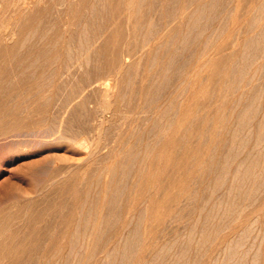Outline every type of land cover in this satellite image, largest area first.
Here are the masks:
<instances>
[{"label":"rangeland","instance_id":"374dc122","mask_svg":"<svg viewBox=\"0 0 264 264\" xmlns=\"http://www.w3.org/2000/svg\"><path fill=\"white\" fill-rule=\"evenodd\" d=\"M15 1L17 3L20 0H6V11L0 16V25H2L0 28L6 26V23H10L11 25L7 24V27L9 26L8 29L11 30L12 28V30L17 34L15 35L17 40L14 42H9L7 40L5 41L2 39L0 40V87H3V89L0 90V132L8 129L10 126H12V124L19 121L20 123L22 122L24 126L21 129L22 131H15V134L11 132L13 134L12 135L10 133L12 135L11 137L9 135L7 136L9 138H0V264H117L120 262L123 264H154L155 261H152L153 257H155L154 259L157 260L156 264H166L168 259L169 260L167 261V264H175L176 260V264L180 262V264H213L214 261H218V264H222L223 262H225L223 264H227V262H229V257H227L228 255L225 249L226 246H224V240L227 241L228 239L227 243H230V241H232L230 238L233 237L234 242L237 238L236 236L239 235L238 232L243 231V229L240 228H246V224L249 226V224L252 222H254V225H256V229L253 231L251 230V236L250 233L247 232L250 239H247L246 248L248 246H252L250 244H253V238L260 231V234L258 233L259 235H257V238H259L256 239L257 242L254 244L256 247L253 248L252 246V252L247 251L248 253H245L246 255H244V260L242 261H245V259L248 258V263L243 262V264H251V260H254L253 255L255 254L257 258L255 264H264V239H262V233L264 232V154H262L261 157L259 155V149H264V147L257 139V130L254 128V132L251 133L250 129L244 131L243 129L246 128L248 122H241L240 120L241 115H244V119L248 120L249 116L251 117L250 111L252 108L249 107V104H251V99L254 101V107H258V105L262 102L264 103V97H262V95H264L262 91L264 90L261 88L264 85V29L259 27L252 28L254 25L249 22L251 20V22H253L254 17H257L260 14L261 11L259 12V4L261 5L262 3L264 6V0H232V4L230 0H220L217 3L218 5L216 4V6L213 7V10L207 12L209 15L212 13L210 18H207L208 14L206 17L204 16L205 14L199 17V25L198 23L197 25H193L192 23L189 24L190 22L187 21V18H189L188 16L190 15L189 12L193 13L197 7L196 6L193 9L195 6L194 3L196 4L198 2L193 0L192 2L191 0H174L175 3L173 0H112L113 4L111 0H105V2L104 0H99L98 3L97 0H90V3L89 0H84V2L82 0H73L74 2H72V0H56L57 3H55V0H51V2H48V0H39L42 3L37 1L38 4H33L30 9L20 11L19 7L16 8L14 6L16 4ZM132 1L134 2L132 3ZM68 2L71 3L69 4ZM199 2L201 4L202 0ZM78 3L80 4V7L78 6ZM122 3L124 5H122ZM129 3L131 5L130 8L133 9L132 11L128 9ZM189 3L192 4L190 5ZM12 4L14 5L12 6ZM68 4L69 9L67 8ZM97 4H100L99 6H102V8L105 9L103 10ZM181 4L183 6H181ZM221 4L224 5L221 6ZM262 5L260 8L263 7ZM114 6L116 9L113 8ZM173 6L176 7L173 8ZM179 6H188L186 10L187 12L185 11L188 13V16H186L187 14L185 12L182 13V20H179L178 22V20H173V16L180 13ZM220 6L223 7V9H221ZM233 6H236L235 9ZM52 8H55L56 10ZM93 8L99 9L94 11L97 15L91 12ZM217 8L220 11H217ZM31 9H34V12L36 11V13H34ZM250 9L257 11L254 12L252 10L251 12ZM52 10H54L53 13H51ZM57 10L61 14L58 15L57 13L58 18L55 19ZM221 10L222 12L225 10L226 11L222 14ZM235 10L236 13H234ZM92 13L95 14L94 18H92L94 16ZM226 13L229 15L228 17ZM255 13H257V15ZM68 14H70V16ZM230 14L234 15L231 17ZM254 14L256 16H254ZM86 15L89 16L86 19L90 20L87 21L85 19ZM234 16H236L234 18L235 20H232L231 18ZM60 17L62 18L59 19ZM69 17L70 19L75 18V22L73 21L74 24L71 29L72 31L66 35L67 33L65 32L64 23L67 20L66 18ZM98 17L100 20L97 19ZM11 18L13 19L12 23ZM202 18H205L207 21L204 19L202 20ZM7 19L10 21L7 22ZM31 19L34 22H32ZM50 19L55 20H53V24H51L52 20L50 22ZM81 19L83 20L82 22H84L82 24L80 23ZM247 20L248 23L246 22ZM85 21H91L92 23L90 22V25V23H85ZM210 21L211 23L209 24ZM167 22H169V28L164 29V26ZM187 22H189L188 25ZM204 22H207L209 25H205ZM78 23L86 26L83 27L79 24L81 27L78 29ZM181 23L183 24L181 25ZM200 23H202L204 26L202 24L200 25ZM55 24H58L57 27H54ZM219 25L221 27L217 28ZM248 25L250 27H248ZM93 26H95V29ZM102 26L105 27V29H102ZM197 26L200 27V29ZM173 27L176 28L173 29ZM201 27L203 29H201ZM231 27L234 29H231ZM51 28L53 31H51ZM183 28L184 30H182ZM245 28H249L250 32ZM47 29L48 31H46ZM166 29L170 31V34H168L169 36H166V38H163L165 39L164 41L161 40L160 42L155 36L158 37L161 31L166 33ZM83 30H85V34ZM190 30H192V34L190 33ZM43 31H45V33ZM76 31L79 32L81 38L89 39L91 43L90 53L93 56L91 57L93 60L90 59L91 61H89V65L86 64V61H79L78 63H76L77 61H72L75 62V66H78L77 69L74 66V63L70 62L69 59L70 57L77 58L78 55L82 54L81 52V54H78L77 51H82L83 46L81 47V50L80 48L78 49L77 46L79 47V45H84L85 47L88 43L84 42L85 40L82 39V44L80 42L81 40H79L81 38H79L80 36H78L79 34L77 35L78 32ZM193 31L195 34L196 32L197 34L200 33L198 38H201L202 36L204 37L201 39L199 38L198 41L200 43L195 41L194 45L191 44L192 40H194L193 37L192 40L189 38H186L187 41L183 39L187 34L188 37H190V34L193 35ZM29 32H31L33 35L34 32L36 33V35H34V39L30 38L33 35ZM47 32L48 35L45 36ZM101 32L104 33V35L102 38H99L98 36L101 34ZM149 32L152 34H150V36H153L152 40L150 43H148L149 45L147 44L144 46L142 43L146 39ZM28 33L30 35H28ZM235 33H240L238 34L239 40H237L238 35ZM82 34H84L85 37H83ZM245 34H247V36ZM251 35L254 37V40L256 39L255 37L257 35L259 38L256 39L257 41L253 40L252 42ZM104 36L109 43L107 41H103ZM249 36L251 37V40L249 39ZM27 38H29L30 41H28ZM72 38L77 40V43H75ZM181 38L184 40V42H181ZM32 39L33 41H31ZM202 39L203 42H201ZM258 39L263 42H260L259 40L260 44H258ZM57 41L59 42V45H57ZM206 42L210 43L209 45L203 47L204 43ZM34 43L35 45L33 47ZM68 43L70 44L69 47H71L74 43L75 46L73 45L72 48L74 47L73 49H77L71 50L76 53V56L74 53H69L70 49L68 47ZM250 43H252V45L255 44L257 48L253 45L255 48L254 49ZM114 44L115 46H112ZM186 44L188 45V48ZM181 45L182 48L184 47L183 49L180 47ZM21 46H23V48ZM104 46H106L107 49ZM214 46L215 48H213ZM49 48L52 50L50 51L52 52V56L50 55V57H53L51 58V62L38 61L39 63L33 62V64H31V60L37 57L40 49L49 50ZM169 48L171 49L170 51ZM178 48L180 50H178ZM66 49L68 51L67 53ZM141 49L147 54L144 52L142 53ZM27 50H29V52ZM92 50L93 52H91ZM202 50L205 51L202 52ZM84 51L86 50H83L82 52ZM167 51H169V53ZM190 51L191 55H189ZM94 52L96 54H94ZM105 52L107 54H105ZM214 52H216V54L217 52L219 53L217 55L215 54L213 59L210 60L211 62L213 61V63L216 61L215 63L217 64L214 65L215 63H212L215 68H217H213L214 71L216 70L215 75L212 73L214 75L213 77L212 74H210L212 70L211 66L213 65H208V67L210 66L209 70L211 69L210 72L207 71L206 67V72H208L206 74L204 71L205 69H202L204 67L203 65L205 64H203V62H206L203 61V59H209L207 57L210 54L214 55ZM125 53L128 55L132 54L134 56L129 57L132 59L131 61L127 62L130 67L127 70L125 69L123 73L118 76V82L120 83H118V85H116L117 88H114V90L111 92L112 95L110 94L111 97L109 96V99L104 96V92L102 93V90L98 89L95 83L88 86L90 84V80H88V78H92L93 75L94 79L92 78V81L99 77H104L108 79L111 78L112 82L115 74V64L121 62L122 56H124ZM173 53H176V55ZM180 53L182 54L180 55ZM65 54H67V57ZM143 54L144 57H142ZM255 54L258 55L257 59L256 56L253 57ZM31 55L34 56L32 57ZM61 55L65 57L60 59V57L62 58ZM135 55L138 57H135ZM112 56L114 57L112 58ZM198 56L200 57V60H198ZM259 56L260 58H258ZM29 57L32 58L28 59ZM139 58L141 60H139ZM247 58L250 60L249 62H247ZM23 59L27 60L25 61ZM201 60L203 62L200 66L202 67L199 66ZM52 61H54V63L58 61L62 64L57 63L56 65V63L54 64ZM65 61L68 66L65 64ZM101 61L102 63L100 65ZM257 61H260V63ZM81 62H83L82 64L85 66V68L87 67L86 70H84V68L83 70L81 69L79 64ZM219 62L221 67L218 65ZM246 62L247 68L243 67ZM250 62L253 63V66ZM34 63L37 64L34 65ZM41 63H43L44 66H42L43 64ZM182 63H185V65L187 64L185 68L181 67V65H184ZM248 63H250L252 69L250 66L248 67ZM32 65L34 67L36 66L38 70H36V68H34ZM65 65L66 67L64 69ZM29 66H32L31 69ZM95 66L98 67L100 73ZM198 66L202 68L201 70L204 72V74L200 68H198ZM56 67H58V70ZM67 67H69V69ZM88 67L90 69L94 67V69L88 70ZM241 68L243 71L246 68V75L241 71ZM49 69H51L52 72L56 70L54 73H50L51 71L48 72V74H52L53 77L52 75L49 76L47 74ZM194 69H197L196 73L194 72ZM20 70L22 71L20 72ZM253 70H256V73ZM34 71L37 72L36 75ZM65 71L68 72L65 73ZM87 71L88 73H86ZM175 71H178L179 73H177L179 75L176 74ZM251 71L255 73V75H253ZM7 72L10 73L8 74ZM84 72L85 75L90 74L91 72L93 75L90 74V77H88V75L86 77ZM250 72L255 77V80H253L254 77L250 74ZM25 73L28 74L27 77L29 79L26 78L24 81L23 76ZM242 73L244 75H242ZM45 74L48 75L47 79ZM199 74L203 75L202 78H206L205 80L207 81H204V79L201 81L202 79ZM6 75L8 77H6ZM43 75L45 76L41 79ZM195 75H199L198 80H196L197 77ZM33 76L37 78L35 79ZM194 76L196 77L195 79ZM32 78L34 79L32 80ZM186 78L188 82H186ZM209 78L214 79H211V82ZM191 79L192 81L189 82ZM20 80L21 82L18 83ZM193 80L195 83H193ZM241 80L246 81L241 82ZM208 81L211 83V88H208L210 84ZM10 82H13L14 84ZM37 82H42L45 85H43L42 90L39 92L36 88ZM258 82H260L262 86ZM48 83L50 88L48 87ZM83 83L87 84L85 86L89 87H87L84 91H82V87L84 85ZM205 83L209 84L206 86ZM241 83H243V86ZM245 83H247V85ZM257 83L260 85L259 89L261 88L262 90L260 93H257L260 95L259 97H256L257 95L254 91H252V93L251 91L247 92L249 89L257 87ZM111 84H113V82ZM237 84H240L241 86H238ZM11 85L12 87H10ZM245 85L247 88H249H245ZM250 85L252 86L250 87ZM179 86L181 87L179 88ZM255 89L256 92L259 90L258 87ZM24 91L25 96H23ZM95 91H97L100 95H98L97 92L95 94ZM37 92L39 94H35ZM182 92L183 97L180 96V94L182 95ZM185 92H189V94H186ZM184 93L186 94V97L184 96ZM197 93H200V96L196 95ZM53 94L55 95L54 98H52ZM29 95H31V98L33 95H35V97L32 100H29ZM252 95L254 97H252ZM197 96L199 98H197ZM49 97H51V99H47ZM179 97L180 99L178 101ZM188 98H190L192 101ZM41 99L43 101L45 99L47 105L38 111V107H35L37 106L36 101ZM182 99L185 101V104L180 105V101H182ZM194 100L197 101L194 102ZM67 101H69L70 104ZM82 101L85 106L82 104ZM98 101H100L101 105L103 103V105L108 106L106 107V109L108 108L105 113L106 117H112L113 119L115 116L112 121L110 120L111 118H107L110 121L107 119L104 120L106 122H103L104 125L102 124L103 126H101V128H98V120L95 121L98 119L97 115H99V110H101L103 106H101ZM107 101L108 105L106 103ZM29 102L34 103L35 105H32ZM51 102L53 104H50ZM192 102H194V104ZM24 103L27 105H24ZM65 103H67V108L63 109L62 106L66 105ZM199 103L204 104L202 106V104L200 105ZM209 103L211 104L209 105ZM68 104L70 107H68ZM97 105H100V109ZM27 106L29 108H27ZM198 106L200 108H198ZM262 106L259 105L258 114L264 113V106ZM91 108L93 109V114ZM95 109L97 110V113H95ZM169 109L171 110L170 112ZM84 110L85 112L83 113ZM116 111L119 112L117 115ZM175 111H179L178 115L180 116H178ZM35 112L39 114H35ZM61 113L63 114L65 121L62 120L63 117L61 116ZM55 114H57V119L60 120L55 119ZM174 114L178 117H176ZM185 115L191 117L189 118ZM207 115H209V117H207ZM32 117L34 119H31ZM71 117H75L73 118L74 120ZM77 118H81V120H78ZM176 118L179 119L177 120ZM183 119H185V122ZM175 120L179 123H176ZM93 121L94 123H92ZM57 122H61V124L63 123L64 126L63 124H56ZM79 122H81V125ZM239 122L241 123L239 131L242 129L243 132L240 131L242 134H239L240 137H236V140L239 139L236 141L233 139L235 136L234 133L236 132L235 129L238 128ZM71 124H73V127ZM55 125L57 127H55ZM48 126L54 127L56 132H51V130L54 129L52 127V129L48 130L50 128ZM102 127L104 128L102 129ZM42 129L43 131H40ZM100 129L101 131L103 130V132H100ZM35 132L41 133L36 134ZM80 132H83L84 135ZM34 133L35 136L32 135ZM245 133L252 135L248 136V139L245 136ZM97 136H100V139L102 138L101 141ZM255 136H257V138ZM243 138H247L245 145L240 147L241 149L238 148L240 152H238V150L234 151V149L239 147V142ZM98 140L100 141V145L98 144ZM96 145L99 146L98 149ZM242 149H244V151ZM93 151L97 154L95 155ZM234 152H237V154ZM92 153L94 156H92ZM262 153H264V150H262ZM234 154L237 156H234ZM233 156L237 161L234 160ZM247 157H251L250 159H255L254 171L258 173L257 176L255 175L256 173L254 174V177H257L256 185L253 187L251 186V183L255 182L252 176V178L248 177L244 179V181H246L243 182L244 184L247 183L246 186L244 184H242L243 186L239 185L240 187H244L243 190L247 189L245 190L246 192L241 194L242 191L239 190L240 188L233 192L230 191L231 193L227 192L230 190L229 186L232 184L231 180L233 181V174H235L238 168V163L245 161L246 165L250 161L247 159ZM224 162L225 164L229 162L226 164V166L228 164L231 166L229 167L231 170H228L230 173L227 171L225 172L227 168L226 166H223L225 165ZM219 165L221 166L219 167ZM222 167L226 169L221 170L223 169ZM105 170H107L108 173H106ZM222 171L225 174H230L229 178L228 175H224ZM106 174H108L107 178H105ZM219 176L220 179L222 178V180H220L222 183L221 185L220 183H217L219 182ZM163 178L164 182L162 181ZM239 180L240 179H238V181ZM150 181L152 184L154 183L153 186ZM238 181H236V183H238ZM248 182L251 183L249 184ZM224 183H226V185ZM236 183L234 182V184ZM155 184L158 186L160 185V187ZM219 186L223 189H221ZM224 186L229 189L227 190ZM220 197L223 199V201ZM147 198L150 201H148ZM145 202L146 204L150 202V205H146ZM240 203L241 205L243 203V205H239ZM235 205L236 208L238 207L237 210H235L239 213L240 211L243 212L240 206L242 209H244L245 212L242 214L240 213L241 217H239V213L237 214L236 211L231 209L233 207L235 208ZM145 208L148 209V211L149 209L150 211L153 209L154 212L152 211L151 213L149 211L151 214L146 216L148 211ZM210 209L214 211L213 214L220 213L221 215L216 214L214 217L215 214L212 215V213L209 211ZM143 210H146L147 213H143ZM141 212L144 214L143 216H145V218L140 216L142 215ZM230 212H235L232 213V216L235 220H233V222L231 221L233 218L232 216L231 218H228L231 215ZM258 212L261 214L259 217ZM109 213L112 215L110 216ZM153 213L154 215H152ZM223 213H225V215ZM227 214H229L228 217H226ZM134 216L137 218L134 219ZM149 216L155 217V220H153V217L151 218L152 220L148 219L150 218ZM139 218L143 220V224ZM136 219L137 221L139 220V224L137 223ZM229 219L230 221H227ZM258 219H261V221ZM207 220H211V222H209L210 224L207 222ZM222 220L223 223L220 224ZM255 220H258V223ZM247 221L250 223H246ZM261 222H263V224ZM88 223H90L89 226L91 225V227L88 226ZM205 223L207 224L205 225ZM130 224L135 226H130ZM93 225L95 228H93ZM258 225H261L260 228ZM136 226L138 227L137 231L142 232L141 234L137 233L136 231L137 235H134V229ZM146 227L149 228L147 229ZM217 229L218 232L215 234L214 230L216 231ZM220 229L222 231H220ZM92 230L96 233V235H93V233L91 236L89 235ZM85 231L87 233H85ZM219 231L221 233H219ZM129 234H131V236ZM125 236L130 240H125ZM90 239H92L93 243ZM134 239V244L131 243V246L134 245V249H132V247H129L130 249L126 248L127 254H130H128L126 257V249H124V246ZM115 245L116 248H114ZM258 245L259 249L257 250ZM162 246L166 247L163 248ZM119 247L121 250L123 249V254ZM161 248L163 249V252H161ZM223 248L225 252L222 251ZM166 249H168L167 252L169 255L166 253L168 256L165 255ZM182 251L184 253V258L182 256ZM122 255H125V257L123 258ZM222 257H224L225 260L224 258L222 259ZM177 258L180 259V261H178ZM219 259H221V261H219ZM214 264L217 263L214 262ZM228 264H232V261H230Z\"/></svg>","mask_w":264,"mask_h":264},{"label":"bare ground","instance_id":"6f19581e","mask_svg":"<svg viewBox=\"0 0 264 264\" xmlns=\"http://www.w3.org/2000/svg\"><path fill=\"white\" fill-rule=\"evenodd\" d=\"M37 1H39V0H20V1H18L17 3H16V1H15L16 4H15V5L12 4V6L14 5L16 8L19 7V11H20V10H25V9H30V8L33 6V4H38ZM52 1H53V0H52ZM55 1H56V0H55ZM63 1H67V0H63ZM82 1L84 2V0H82ZM92 1H93V0H92ZM95 1H96V0H95ZM98 1H99V0H97V3H98ZM101 1H103V0H101ZM130 1H131V0H130ZM134 1H135V0H134ZM134 1H132V3H133ZM193 1H195V2L198 1V2H199V1H201V0H193ZM219 1H220V0H204V1L202 0L201 4H200V2H199V4H198V2L196 3V4H198V5H196V4L193 2L194 5H195V6L193 7V9L197 6L196 9L194 10V12H195L196 14H195V13L192 11V9H191V11H192L193 13H190V12H189V14H190L189 16H188V13H186V12H187L186 10H187V7H188V6H187V7L184 6L185 8L179 6V7H180V8H179V9H180V13L174 15V16H173V20H178V22H179V20H182V17H181V16H182V13H184V12L186 11V12H185V13L187 14L186 16L189 17V18H187V19H188L187 21L190 22V23L187 22V25H188V23H189V24L192 23L193 25H197V23H198V21H199V17H200L201 15H204V14H205L204 16L206 17V15L208 14V17H207V18H210V17H211L210 15H211L212 13H210V15H209V13H207V12L210 11V10H213V7H215L216 4H217ZM230 1H231V4H232L233 1H232V0H230ZM239 1H240V0H239ZM5 2H6V0H0V16L2 15L3 12L6 11V3H5ZM39 2H41V1H39ZM43 2H44V1H43ZM48 2H51V0H50V1L48 0ZM72 2H74V1L72 0ZM86 2H87V1H86ZM104 2H105V0H104ZM104 2H103V3H104ZM111 2H112V0H111ZM117 2H119V1H117ZM137 2H138V1H137ZM173 2H174V0H173ZM176 2H177V1H176ZM188 2H189V1H188ZM191 2H192V0H191ZM221 2H223V1H221ZM224 2H225V1H224ZM261 2H262V1H261ZM261 2H260V3H261ZM41 3H42V2H41ZM55 3H57V1H56ZM55 3H54V4H55ZM68 3L70 4L71 2H68ZM89 3H90V0H89ZM99 3H100V2H99ZM119 3H120V2H119ZM119 3H117V4H119ZM132 3H131V4H132ZM174 3H175V2H174ZM174 3H173V4H174ZM178 3H179V2H178ZM178 3H177V5H178ZM229 3H230V2H229ZM59 4H60V3H59ZM69 4H68L67 8L69 7ZM93 4H94V3H93ZM101 4H102V2H101ZM104 4H105V3H104ZM112 4H113V2H112ZM135 4H136V3H135ZM186 4H187V3H186ZM189 4L191 5L192 3H189ZM241 4H242V2H241ZM252 4H253V3H252ZM257 4H258V2H257ZM263 4H264V3H263ZM16 5H17V6H16ZM39 5H40V4H39ZM55 5H56V4H55ZM65 5H66V4H65ZM97 5H98V4H97ZM99 5H100V4H99ZM99 5H98V6H99ZM122 5H124V4L122 3ZM170 5H172V4H170ZM174 5H176V4H174ZM217 5H218V4H217ZM219 5H220V4H219ZM223 5H224V4H223ZM223 5L221 4V6H223ZM229 5H230V4H229ZM236 5H237V4H236ZM261 5H262V3H261ZM261 5L259 4V12L261 11L260 14H259L257 17H254L253 22H251L252 20L249 21L250 23H252V24L254 25L252 28H258V27H259V28H263V29H264V6L262 5L263 7L260 8ZM47 6H48V5H47ZM78 6L80 7V4H79V3H78ZM81 6H82V4H81ZM87 6H88V5H87ZM95 6H96V5H95ZM126 6H127V5H126ZM130 6H131V5H130V3H129L128 9H129L130 11H132L133 9L130 8ZM132 6H134V5H132ZM181 6H183V5L181 4ZM221 6H220V7H221ZM250 6H251V5H250ZM253 6H254V5H253ZM15 7H14V8H15ZM41 7H42V4H41ZM45 7H46V6H45ZM62 7H63V6H62ZM62 7H61V8H62ZM72 7H73V6H72ZM99 7L102 8V6H99ZM104 7H105V5H104ZM117 7H118V5H117ZM136 7H137V6H136ZM169 7H170V6H169ZM174 7H176V6H173V8H174ZM220 7H218V8H220ZM227 7H228V6H227ZM235 7H236V6H235ZM235 7L233 6L234 9H235ZM254 7H256V6H254ZM58 8H59V7H58ZM58 8H57V9H58ZM61 8H60V9H61ZM67 8H66V9H67ZM113 8L116 9L115 6H114ZM173 8H172V9H173ZM218 8H217V11H220ZM225 8H226V7H225ZM225 8H224V9H225ZM256 8H257V7H256ZM52 9H55V8H52ZM68 9H69V8H68ZM71 9H72V8H71ZM89 9H90V8H89ZM96 9H97V8H96ZM96 9L93 8L91 12L95 13L94 11H96ZM102 9H103V8H102ZM104 9H105V8H104ZM104 9H103V10H104ZM221 9H223V7H221ZM234 9H233V10H234ZM253 9H255V8H253ZM253 9H252V10H253ZM17 10H18V9H17ZM31 10L34 12V9H31ZM55 10H56V9H55ZM58 10H59V9H58ZM58 10H57V12H56V14H55V17H56L55 19L58 18V15H59V14H61V13H59L60 10H59V11H58ZM61 10H62V9H61ZM97 10H99V9H97ZM107 10H108V9H107ZM129 10H128V11H129ZM162 10H163V9H162ZM250 10H251V9H250ZM252 10H251V12H252ZM15 11H16V10H15ZM40 11H41V10H40ZM44 11H45V10H44ZM71 11H72V10H71ZM80 11H81V10H80ZM225 11H226V10H225ZM225 11H223V12H225ZM253 11H254V10H253ZM256 11H257V10H256ZM256 11H254V12H256ZM22 12H23V11H22ZM45 12H46V11H45ZM53 12H54V10L51 11V13H53ZM69 12H70V11H69ZM105 12H107V11H105ZM178 12H179V11H178ZM223 12H222V10H221V13H222V14H223ZM254 12H253V13H254ZM259 12H257V13H259ZM7 13H9V12H7ZM13 13H14V12H13ZM34 13H36V11H35ZM57 13H58V15H57ZM65 13H66V12H65ZM93 13H92V15H94V16H93L92 18H94V17H95V14H96V13H95V14H93ZM97 13H100V12H97ZM107 13H108V12H107ZM126 13H127V12H126ZM131 13H132V12H131ZM176 13H177V12H176ZM234 13H236V10H235ZM257 13H255V14L257 15ZM48 14H49V13H48ZM85 14H86V12H85ZM226 14H227V13H226ZM255 14H254V16H256ZM26 15H27V14H26ZM56 15H57V16H56ZM68 15L70 16V14H68ZM96 15H97V14H96ZM126 15H127V14H126ZM128 15H129V14H128ZM184 15H185V14H184ZM230 15H231V17H232L234 14H230ZM5 16H6V15H5ZM11 16H12V15H11ZM28 16H29V13H28ZM48 16H49V15H48ZM51 16H52V15H51ZM74 16H76V15H74ZM98 16H99V14H98ZM129 16H130V15H129ZM129 16H128V19H129ZM135 16H136V15H135ZM224 16H225V15H224ZM228 16H229V15L227 14V17H228ZM238 16H239V15H238ZM247 16H248V15H247ZM3 17H4V15H3ZM88 17H89V16L86 15V16H85V19L88 18ZM167 17H168V14H167ZM225 17H226V16H225ZM231 17H229V18H231ZM235 17H236V16H234V17L231 18V19H232V20H235V19H234ZM244 17H246V16H244ZM250 17H251V16H250ZM5 18H6V17H5ZM5 18H4V19H5ZM44 18H45V17H44ZM49 18H50V17H49ZM61 18H62V17H60L59 19H61ZM72 18H73V17H72ZM100 18H101V17H100ZM137 18H138V17H137ZM9 19H10V18H9ZM11 19H12V18H11ZM63 19H64V18H63ZM66 19H67V20H66V22L64 23V24H65L64 28H65V32L67 33L66 35H68V33H70V31H72L71 29H72V26H73V24H74V22H75V21H74L75 18H74V19H70V17H69V18H66ZM76 19H77V18H76ZM78 19H79V18H78ZM85 19H84V20H85ZM97 19H99V17H98ZM130 19H131V18H130ZM134 19H135V18H134ZM138 19H139V18H138ZM170 19H171V18H170ZM203 19L206 20L205 18H202V20H203ZM236 19H237V18H236ZM1 20H2V19H1ZM7 20H8V19H7ZM17 20H18V19H17ZM51 20H52V22H51ZM53 20H54V19H50L51 24H53V22L55 21V20H54V21H53ZM86 20H87V19H86ZM88 20H90V19H88ZM88 20H87V21H88ZM91 20H92V19H91ZM94 20H95V19H94ZM94 20H93V21H94ZM99 20H100V19H99ZM213 20H214V19H213ZM244 20H245V19H244ZM248 20H249V19H248ZM248 20L246 21L247 23H248ZM2 21H3V20H2ZM2 21H1V22H2ZM9 21H10V20H8L7 22H9ZM31 21H32V19H31ZM37 21H38V20H37ZM46 21H47V20H46ZM46 21H45V23H46ZM61 21H62V20H61ZM61 21H60V22H61ZM63 21H64V20H63ZM73 21H74V22H73ZM78 21H79V20H78ZM78 21H77V22H78ZM82 21H83V20L81 19V22H80L81 24L84 23V22H82ZM108 21H109V20H108ZM139 21H140V20H139ZM166 21H167V20H166ZM171 21H172V20H171ZM185 21H186V20H185ZM206 21H207V20H206ZM211 21H212V20H211ZM211 21L209 22V24L211 23ZM229 21H231V20H229ZM12 22H13V19H12L11 23H12ZM16 22H17V21H16ZM32 22H34V21H32ZM32 22H30V23H32ZM41 22H42V20H41ZM90 22H91V21H89V22H86V21H85V23H90ZM100 22H101V21H100ZM126 22H127V20H126ZM131 22H132V20H131ZM163 22H164V21H163ZM175 22H177V21H175ZM178 22H177V23H178ZM181 22H182V21H181ZM201 22H202V21H201ZM231 22H232V21H231ZM246 22H245V23H246ZM80 23H78V26H77V24H76V26H77L78 29H79L81 26H83V25H81ZM91 23H92V22H91ZM91 23H90V25H91ZM95 23H96V22H95ZM98 23H99V21H98ZM127 23H128V22H127ZM133 23H134V22H133ZM239 23H240V22H239ZM239 23H238V24H239ZM245 23H244V24H245ZM247 23H246V24H247ZM7 24H10V23H6V26H3V28H0V40L2 39V40H5V41L7 40V41H9V42H14L15 40H17V39H16L17 37L15 36V35H17V34H16V32H14V31L12 30V28H11V30L8 29L9 26L7 27ZM13 24H14V23H13ZM17 24H18V23H17ZM42 24H43V23H42ZM61 24H62V23H61ZM79 24H80L81 26H79ZM161 24H162V22H161ZM182 24H183V23H181V25H182ZM201 24H202V23H200V25H201ZM204 24L206 25L207 22H206V23L204 22ZM209 24H207V25H209ZM219 24H220V23H219ZM246 24H245V25H246ZM10 25H11V24H10ZM57 25H58V24H57ZM57 25L55 24L54 27H57ZM90 25H89V26H90ZM96 25H97V24H96ZM175 25H176V24H175ZM198 25H199V23H198ZM202 25H203V24H202ZM220 25H221V24H220ZM220 25H219V27L217 26V28H220V27H221ZM223 25H224V23H223ZM249 25H250V24H249ZM249 25H248V27H250ZM0 26H2V25H0ZM85 26H86V25H85ZM85 26H83V27H85ZM126 26H127V25H126ZM138 26H139V25H138ZM168 26H169V22H167V23L165 24L164 29H165V28L168 29V28H169ZM203 26H204V25H203ZM203 26H202V27H203ZM235 26H236V25H235ZM243 26H244V25H243ZM246 26H247V25H246ZM246 26H245V27H246ZM18 27H19V26H18ZM54 27H52V28H54ZM93 27H94V29H95V26H93ZM93 27H92V28H93ZM99 27H100V26H99ZM127 27H128V26H127ZM132 27H133V26H132ZM148 27H149V26H148ZM177 27H178V26H177ZM197 27H198V26H197ZM202 27H201V29H203ZM207 27H208V26H207ZM52 28H51V31H53ZM103 28L105 29V27L102 26V29H103ZM175 28H176V27H175ZM175 28L173 27V29H175ZM198 28L200 29V27H198ZM205 28H206V27H205ZM40 29H41V28H40ZM42 29H43V28H42ZM44 29H45V28H44ZM98 29H100V28H98ZM155 29H156V28H155ZM167 29H166V30H167ZM170 29H171V28H170ZM231 29H234V28L231 27ZM238 29H239V28H238ZM245 29H246V28H245ZM19 30H20V29H19ZM73 30H75V29H73ZM142 30H143V29H142ZM156 30H157V29H156ZM182 30H184V28H183ZM194 30H196V29H194ZM241 30H242V29H241ZM241 30H239V31H241ZM246 30L250 32L249 28H247ZM35 31H36V29H35ZM41 31H42V30H41ZM46 31H48V29H47ZM49 31H50V30H49ZM54 31H55V30H54ZM80 31H82V30H80ZM83 31H84V34H85V30H83ZM93 31H94V30H93ZM98 31H100V30H98ZM104 31H105V30H104ZM131 31H132V30H131ZM180 31H181V29H180ZM188 31H189V29H188ZM190 31H191L190 33L192 34V30H190ZM196 31H197V30H196ZM43 32L45 33V31H43ZM43 32H41V33H43ZM76 32H78V31H76ZM86 32H88V31H86ZM89 32H90V31H89ZM128 32H129V30H128ZM134 32H135V31H134ZM169 32H170V31L167 30V32H166L167 34H166L164 31H163V32L161 31V33H160V31H159V33H160L159 36H158V37L155 36V37L158 38L160 42H161V40L164 41L165 39H163V38H166V36H169V35H168V34H170ZM178 32H179V31H178ZM183 32H184V31H183ZM186 32H187V31H186ZM186 32H185V33H186ZM20 33H21V32H20ZM29 33H31V32H29ZM29 33H28V35H30ZM36 33H37V31H36ZM36 33L34 32V35H36ZM63 33H64V32H63ZM63 33H62V34H63ZM72 33H74V32H72ZM81 33H82V32H81ZM129 33H130V32H129ZM131 33H132V32H131ZM176 33H177V32H176ZM181 33H182V32H181ZM188 33H189V32H188ZM190 33H189V34H190ZM198 33H199V32H198ZM236 33H237V32H236ZM236 33H235V34H236ZM240 33H241V32H240ZM240 33H238V34H240ZM242 33H243V32H242ZM261 33H262V30H261ZM31 34H32V33H31ZM51 34H52V33H51ZM78 34H79V32L77 33V35H78ZM84 34H82L83 37H85ZM134 34H135V33H134ZM141 34H142V33H141ZM150 34H151L150 32L148 33V35L146 34L147 37L145 36L146 39L144 40V42H143L144 44L142 43V45L145 46V45H147L148 43H150V41L152 40V37H153V36H150ZM177 34H179V33H177ZM191 34H190V37H188V34L185 35L183 39L186 40V38H189L190 40H192V39L194 38V40H192V43H191V44L194 45V44H195V43H194L195 41L199 42L198 40H199L200 37L198 38V36H200V33L197 34V32H196V34H195L194 31H193V35H191ZM194 34H195L196 36H195ZM238 34H236V35H238ZM28 35H27V36H28ZM32 35H33V34H32ZM34 35H33L32 37H30V38H33V39H34V38H35ZM39 35H40V33H39ZM47 35H48V32H47V34H46L45 36H47ZM75 35H76V34H75ZM92 35H93V34H92ZM103 35H104V33L101 32V34H100L98 37H99V38H100V37L102 38ZM143 35H144V34H143ZM151 35H152V34H151ZM180 35H182V34H180ZM245 35L247 36V34H245ZM252 35H253V34H252ZM252 35H251V37H252ZM42 36H44V35H42ZM78 36H80L79 38H81V35H80V34H79ZM90 36H91V34H90ZM90 36H88V37H90ZM234 36H235V35H234ZM254 36H255V34H254ZM260 36H261V35H260ZM262 36H263V35H262ZM39 37H40V36H39ZM75 37L78 38L77 36H75ZM175 37H176V36H175ZM192 37H193V38H192ZM202 37H203V36H202ZM202 37H201V38H202ZM235 37H236V36H235ZM235 37H234V38H235ZM237 37H238L237 40H239V35H238ZM251 37L249 36V39H250ZM263 37H264V36H263ZM62 38H63V36H62ZM76 38H75V39H76ZM92 38H94V37H92ZM99 38H98V39H99ZM132 38H133V37H132ZM138 38H141V37H138ZM143 38H144V37H143ZM143 38H142V39H143ZM178 38H179V37H178ZM196 38H198V39L195 40ZM201 38H200V39H201ZM203 38H204V37H203ZM244 38H246V37H244ZM255 38L257 39V38H259V36L257 35ZM260 38H261V37H260ZM27 39H28V41H30L29 38H27ZM33 39H32L31 41H33ZM49 39H50V38H49ZM57 39H58V38H57ZM69 39H70V37H69ZM82 39H83V38L79 39V40H81L80 42H81L82 44H83V42H82L83 40H85L84 42L88 43L87 46H85L86 49H85L84 45H81V46L79 45V47L77 46V48H78V49L80 48V50H81V47L83 46V47H82L83 50H86V51H84V52H82L83 50H82V51H77L78 54H79L80 52H81L82 54H81V53H80L81 55H78V54H77V55H78L77 58L74 57V58H76V59H74L73 57H70L69 61H70V62H72V61H77L76 63H78L79 61H86V62H87L86 64L89 65V61H91L90 59H92L91 57H93V56L91 55V53H90V50H91V43H90V41H89L88 38H84L83 40H82ZM94 39H95V38H94ZM181 39H182V38H181ZM181 39H180V40H181ZM183 39H182V40H183ZM246 39H247V38H246ZM256 39L254 40V37H252V40H251V39H250V40L253 42V40H254V41H257ZM40 40H41V39H40ZM72 40L75 41V43H77V42H76L77 40H74L73 38H72ZM173 40H174V39H173ZM182 40H181V42H184V40H183V41H182ZM235 40H236V39H235ZM235 40H234V41H235ZM237 40H236V41H237ZM259 40H260V39H258V44H260V43H259ZM263 40H264V39H263ZM60 41H61V40H60ZM69 41H71V40H69ZM91 41H92V40H91ZM97 41H98V40H97ZM100 41H101V40H100ZM103 41H104V42L107 41V39H106L105 36H104V40H103ZM142 41H143V40H142ZM163 41H162V42H163ZM168 41H169V39H168ZM186 41H187V40H186ZM208 41H210V40H208ZM232 41H233V40H232ZM236 41H235V42H236ZM0 42H1V41H0ZM24 42H25V40H24ZM51 42H52V41H51ZM57 42H58V41H57ZM63 42H65V41H63ZM107 42H108V41H107ZM140 42H141V41H140ZM166 42H167V41H166ZM188 42H189V41H188ZM188 42H187V43H188ZM201 42H203V39H202ZM235 42H234V44H235ZM260 42H263V41L260 40ZM29 43H30V42H29ZM35 43H36V42H35ZM35 43L33 44V47H34ZM92 43H93V42H92ZM95 43H97V42H95ZM100 43H102V42H100ZM100 43H99V44H100ZM108 43H109V42H108ZM116 43H117V42H116ZM168 43H169V42H168ZM168 43H165V44H168ZM199 43H200V42H199ZM206 43H207V44H206ZM206 43H204L203 47L209 45L210 42H206ZM215 43H216V42H215ZM232 43H233V42H232ZM236 43H237V42H236ZM254 43H256V42H254ZM9 44H10V43H9ZM63 44H64V43H63ZM78 44H79V43H78ZM93 44H94V43H93ZM179 44H180V43H179ZM182 44H183V43H182ZM205 44H206V45H205ZM230 44H231V43H230ZM250 44L252 45V43H250ZM38 45H39V44H38ZM49 45H50V44H49ZM54 45H55V44H54ZM54 45H53V46H54ZM57 45H59V42H58ZM64 45H65V44H64ZM69 45H70V44L68 43V47H69ZM71 45H72V43H71ZM73 45H74V43H73ZM73 45H72V46H73ZM101 45H102V44H101ZM148 45H149V44H148ZM150 45H151V44H150ZM177 45H178V44H177ZM236 45H237V44H236ZM253 45H254V47L256 46L255 44H253ZM253 45H252V47H253ZM0 46H1V44H0ZM14 46H15V45H14ZM17 46H18V45H17ZM23 46H24V45H23ZM23 46H21V47L23 48ZM72 46L69 47V49H70L69 53H74V51H72V50L77 49V48L73 49L74 47L72 48ZM74 46H75V45H74ZM112 46H115V44L112 45ZM156 46H157V45H156ZM183 46H184V45H183ZM186 46H187V48H188V45H187V44H186ZM215 46H216V44H215ZM215 46H214L213 48H215ZM231 46H233V45H231ZM234 46H235V45H234ZM260 46H261V45H260ZM6 47H7V46H6ZM29 47H30V46H29ZM33 47H31V48H33ZM55 47H56V46H55ZM92 47H93V46H92ZM97 47H98V46H97ZM102 47H103V46H102ZM104 47L106 48V46H104ZM141 47H142V46H141ZM151 47H152V46H151ZM170 47H172V46H170ZM180 47L182 48V45H181ZM217 47H219V46H217ZM217 47H216V48H217ZM250 47H251V46H250ZM252 47H251V48H252ZM254 47H253V48H254ZM4 48H5V47H4ZM17 48H18V47H17ZM26 48H27V47H26ZM93 48H95V47H93ZM116 48H117V47H116ZM143 48H144V47H143ZM183 48H184V47H183ZM183 48H182V49H183ZM206 48H207V47H206ZM221 48H222V47H221ZM233 48H234V47H233ZM233 48H232V49H233ZM251 48H250V49H251ZM256 48H257V46H256ZM1 49H2V48H1ZM14 49H15V48H14ZM27 49H28V48H27ZM56 49H57V48H56ZM71 49H72V50H71ZM99 49H100V48H99ZM106 49H107V48H106ZM139 49H140V48H139ZM145 49H146V48H145ZM173 49H174V48H173ZM182 49H181V50H182ZM190 49H191V48H190ZM254 49H255V48H254ZM259 49H260V48H259ZM5 50H7V49H5ZM16 50H17V49H16ZM32 50H33V49H32ZM64 50H65V49H64ZM113 50H114V48H113ZM113 50H112V51H113ZM141 50H142V49H141ZM150 50H151V49H150ZM170 50H171V49L169 48V51H170ZM178 50H180V49L178 48ZM188 50H189V49H188ZM218 50H219V49H218ZM240 50H241V49H240ZM9 51H10V50H9ZM23 51H24V50H23ZM27 51L29 52V50H27ZM50 51H52L50 48H49V50H46V49H40V52L37 54V57H36L35 59L31 60V64H33V62H37V63H39L40 61H50V62H51V58H53V57H50V55L52 56V52H50ZM53 51H54V50H53ZM71 51H72V52H71ZM95 51H96V49H95ZM123 51H124V50H123ZM169 51H167V52L169 53ZM185 51H186V47H185ZM185 51H184V52H185ZM193 51H196V50H193ZM203 51H205V50H202V52H203ZM221 51H222V50H221ZM10 52H11V51H10ZM30 52H31V51H30ZM67 52H68V51H67V49H66V53H67ZM91 52H93V50H92ZM141 52H142V53H143V52L145 53L144 50H142ZM150 52H151V51H150ZM172 52H173V51H172ZM177 52H178V51H177ZM206 52H207V51H206ZM18 53H19V52H18ZM21 53H22V52H21ZM21 53H20V54H21ZM50 53H51V54H50ZM98 53H99V52H98ZM123 53H124V52H123ZM200 53H201V52H200ZM218 53H219V52H217V54H218ZM5 54H7V53H5ZM29 54H30V53H29ZM58 54H59V53H58ZM63 54H64V52H63ZM94 54H96V53L94 52ZM105 54H107V53L105 52ZM105 54H104V56H105ZM136 54H137V53H136ZM145 54H147V53H145ZM148 54H149V53H148ZM173 54L176 55V53H173ZM177 54H178V53H177ZM181 54H182V53H180V55H181ZM194 54H195V52H194ZM215 54H216V52H214V55H211V54H210L209 56L207 55V56H208L207 58H209V59H207V60H206V58H205L206 56L204 57L205 59L201 58V59H203V61H206V62H203V61L201 60V63L199 64V66H200V65L202 64V62H203V64L205 63V64L203 65L205 68H204V67H203V69L200 68V67H202V66H200V67L198 66V68H200V70H201V69H202V70L205 69V70H204V71H205V74L208 73V72H210V70L212 69L211 72H210V74L213 73V74L215 75V71H216V70L214 71L213 68H215L214 65H217V64L215 63L216 61H214L215 64L213 63V61H212V62L210 61L211 59H213V56H215ZM217 54H216V55H217ZM236 54H237V53H236ZM252 54H253V53H252ZM257 54H258V53H257ZM0 55H1V54H0ZM65 55H66V57H67V54H65ZM74 55L76 56V53H74ZM74 55H73V56H74ZM109 55H111V54H109ZM112 55H113V53H112ZM183 55H184V53H183ZM189 55H191V51L189 52ZM229 55H230V54H229ZM263 55H264V54H263ZM263 55H261V56H263ZM23 56H24V55H23ZM31 56H32V55H31ZM33 56H34V55H33ZM33 56H32V57H33ZM61 56H62V55H61ZM68 56H69V54H68ZM96 56H97V55H96ZM98 56H99V55H98ZM132 56H134V55H132V54H129V55H128V54L125 53L124 56H122L121 62H118V63L115 64V69H114V70H115V74H114V77H113V79H112L113 84H111V83H112V82H111V78H110V79H108V78H104V77H103V78H102V77L97 78V75H96V78H97V79H95L94 81H92L91 79L93 78L94 75L92 74V72H91V73L89 72V73H90L91 75H93V76H92V78H91V77L89 76L90 74H87L88 77H90V78H88V80H90V84H89L88 86H90V85H92V84L95 83V85L98 87V89H101V90H102V93L104 92V94H105L104 96H106V97L108 98V97L110 96V94L112 95L111 92L114 90V88H117L116 85H118V83H120V82H118V80H119V79H118V76H119L121 73H123V71H124L125 69L127 70V69L130 67V65L127 64V62L132 60V59L129 58V57H132ZM148 56H149V55H148ZM155 56H156V55H155ZM192 56H193V55H192ZM192 56H191V57H192ZM255 56H256V59H257V56H258V55L255 54L253 57H255ZM1 57H3V56H1ZM5 57H6V56H5ZM32 57H29L28 59H30V58H32ZM58 57H59V56H58ZM64 57H65V56H62V58L60 57V59H63ZM100 57H101V55H100ZM113 57H114V56H112V58H113ZM135 57H138V56L135 55ZM142 57H144V54L142 55ZM167 57H169V56H167ZM195 57H196V56H195ZM229 57H230V56H229ZM25 58H26V57H25ZM55 58H56V57H55ZM155 58H156V57H155ZM155 58H154V59H155ZM169 58H170V57H169ZM188 58H189V57H188ZM219 58H220V57H219ZM226 58H228V57H226ZM240 58H242V57H240ZM249 58H250V57H249ZM258 58H260V56H259ZM100 59H101V58H100ZM102 59H103V57H102ZM134 59H135V58H134ZM192 59H193V58H192ZM242 59H243V58H242ZM244 59H245V58H244ZM23 60H25V59H23ZM26 60H27V59H26ZM26 60H25V61H26ZM92 60H93V59H92ZM139 60H141V59L139 58ZM173 60H174V59H173ZM181 60H182V58H181ZM185 60H186V59H185ZM198 60H200V57H199V56H198ZM5 61H6V60H5ZM38 61H39V62H38ZM55 61H56V60H55ZM63 61H64V60H63ZM67 61H68V60H67ZM112 61H114V60H112ZM168 61H170V60H168ZM176 61H177V60H176ZM193 61H194V60H193ZM249 61H250V60L247 58V62H249ZM106 62H107V61H106ZM187 62H188V61H187ZM217 62H218V61H217ZM220 62H221V61H220ZM220 62L218 63V65H220ZM247 62H246V64H244V65H246V66L243 65V67H246V68H247ZM251 62H252V61H251ZM251 62H250V63H251ZM257 62H258V61H257ZM261 62H262V61H261ZM263 62H264V61H263ZM37 63H34V65L37 64ZM52 63H54V61H52ZM55 63H56V65H57V63H59V62L57 61V62H55ZM55 63H54V64H55ZM60 63H61V62H60ZM60 63H59V64H60ZM72 63H74V66H75V62H72ZM72 63H71V65H72ZM82 63H83V62L79 63L81 69L83 70V68H84V70H86L87 67L85 68V66H84ZM101 63H102V61L100 62V65H101ZM114 63H115V62H114ZM185 63H186V62H185ZM185 63H182V64H184V65H181V64H180L181 67H184V68H185V66L187 65V64L185 65ZM212 63H213L214 65H213ZM241 63H242V62H241ZM250 63H248V64H249L248 67L250 66ZM258 63H260V61H259ZM31 64H30V65H31ZM41 64H43V63H41ZM61 64H62V63H61ZM63 64H64V63H63ZM65 64L67 65L66 61H65ZM81 64H82V66H81ZM168 64H169V63H168ZM189 64H190V62H189ZM195 64H197V63H195ZM210 64L213 65V66H211V69L209 70L210 66L208 67V65H210ZM252 64H253V63H251V65H252ZM261 64H262V63H261ZM1 65H2V64H1ZM66 65L64 66V69H65ZM71 65H70V66H71ZM192 65H193V64H192ZM205 65H206V66H205ZM263 65H264V63H263ZM14 66H15V65H14ZM14 66H12V67H14ZM21 66H22V64H21ZM32 66H33V65H32ZM32 66H29V68L31 69ZM42 66H44V64H43ZM67 66H68V65H67ZM83 66H84V67H83ZM237 66H238V65H237ZM252 66H253V65H252ZM33 67H34V66H33ZM39 67H40V66H39ZM39 67H38V68H39ZM75 67H76V69H77L78 66H75ZM80 67H79V68H80ZM95 67L97 68L98 72L100 73L98 67H97V66H95ZM206 67H207V71H208V72H206ZM216 67H217V66H216ZM218 67H219V66H218ZM220 67H221V65H220ZM243 67H242V68H243ZM258 67H259V66H258ZM262 67H263V66H262ZM19 68H20V66H19ZM19 68H18V69H19ZM29 68H28V69H29ZM34 68H36V66H35ZM57 68H58V67H56V69H57ZM67 68L69 69V67H67ZM73 68H74V67H73ZM96 68H95V69H96ZM176 68H178V67H176ZM242 68H241V71H242L243 73H245V72H246V68H245L244 71H243ZM250 68L252 69L251 66H250ZM54 69H55V68H54ZM89 69H90V68L88 67V70H89ZM91 69H94V67L91 68ZM91 69H90V70H91ZM179 69H180V68H179ZM192 69H193V68H192ZM215 69H217V68H215ZM251 69H250V70H251ZM26 70H27V69H26ZM26 70H25V72H26ZM36 70H38V69L36 68ZM57 70H58V69H57ZM100 70H101V69H100ZM184 70H185V69H184ZM194 70H195V69H194ZM196 70H197V69H196ZM196 70L194 71L195 73H196ZM202 70H201V71H202ZM219 70H220V69H219ZM250 70H249V71H250ZM263 70H264V69H263ZM7 71H8V70H7ZM21 71H22V70H20V72H21ZM43 71H44V70H43ZM49 71H51V69H49V70L47 71V74H48ZM54 71H56V70H54ZM54 71H53V72L51 71L50 73H54ZM68 71H69V70H68ZM68 71H65V73L68 72ZM71 71H72V70H71ZM104 71H105V70H104ZM129 71H130V70H129ZM180 71H181V70H180ZM187 71H189V70H187ZM190 71H191V70H190ZM201 71H200V72H201ZM247 71H248V70H247ZM253 71H255V73H256V70H253ZM76 72H77V71H76ZM93 72H94V70H93ZM175 72H176V74L179 73L178 71H175ZM177 72H178V73H177ZM251 72H252V71H251ZM251 72H250V74H251ZM257 72H259V71H257ZM7 73H8V72H7ZM7 73H6V74H7ZM9 73H10V72H9ZM9 73H8V74H9ZM23 73H24V71H23ZM34 73H35V75H36L37 72L34 71ZM34 73H33V75H34ZM65 73H64V74H65ZM86 73H88V71H87ZM104 73H106V72H104ZM128 73H129V72H128ZM128 73H127V74H128ZM180 73H182V72H180ZM191 73H192V72H191ZM202 73L204 74L203 71H202ZM218 73H219V72H218ZM243 73H242V75H244ZM252 73H253V72H252ZM255 73H253V75H255ZM14 74H15V73H14ZM47 74H45L46 76L43 75V77H41V79L44 78V76H45L46 79H47V77H48V75H49V74H48V75H47ZM69 74H70V73H69ZM213 74H212V76L214 77ZM248 74H249V72H248ZM11 75H12V74H11ZM19 75H20V74H19ZM22 75H24V74H22ZM27 75H28V74L25 73V75L23 76L24 78L21 76V77L24 79V81L26 80V78L29 79V78L27 77ZM30 75H32V74H30ZM35 75H34V76H35ZM51 75H52V74H51ZM51 75H49V76H51ZM71 75H73V74H71ZM84 75H85V72H84ZM87 75H85V76L87 77ZM99 75H100V74H99ZM178 75H179V74H178ZM183 75H184V74H183ZM190 75H191V74H190ZM192 75H193V73H192ZM199 75L201 76V79H202L201 81H203V79H204V78H202L203 75H201V74H199ZM199 75H195V76L197 77L196 80L199 79V77H198ZM207 75H208V74H207ZM218 75H219V74H218ZM245 75H246V73H245ZM251 75H252V74H251ZM253 75H252V76H253ZM261 75H262V74H261ZM34 76H33V77H34ZM105 76H106V75H105ZM180 76H181V75H180ZM188 76H189V75H188ZM188 76H187V77H188ZM195 76H194V79L196 78ZM252 76H251V78H252ZM259 76H260V75H259ZM6 77H8V76L6 75ZM12 77H13V76H12ZM52 77H53V75H52ZM86 77H85V78H86ZM109 77H110V76H109ZM191 77H192V76H191ZM205 77H206V76H205ZM209 77H210V75H209ZM253 77H254V76H253ZM256 77H257V74H256ZM10 78H11V77H10ZM22 78H21V79H22ZM34 78H35V77H34ZM34 78H32V80H33ZM36 78H37V77H36ZM36 78H35V79H36ZM207 78H208V76H207ZM93 79H94V78H93ZM178 79H179V78H178ZM182 79H183V78H182ZM192 79H193V77H192ZM192 79H191L189 82H191ZM205 79H206V78H205ZM205 79H204V81H207V80H205ZM209 79H210V81L212 82L211 79H214V78H209ZM252 79H253V78H252ZM260 79H261V78H260ZM11 80H12V79H11ZM32 80H31V81H32ZM86 80H87V79H86ZM253 80H255V77H254ZM7 81H8V80H7ZM14 81H15V80H14ZM14 81H13V82H14ZM84 81H85V80H84ZM242 81H246V80H241V82H242ZM251 81H252V80H251ZM251 81H250V82H251ZM2 82H3V81H2ZM13 82H10V83L14 84ZM19 82H21V80L18 81V83H19ZM28 82H29V81H28ZM51 82H52V81H51ZM51 82H50V83H51ZM82 82H83V81H82ZM183 82H185V81H183ZM186 82H188V81H187V78H186ZM186 82H185V83H186ZM208 82H209V81H208ZM252 82H254V81H252ZM252 82H251V84H252ZM22 83H23V82H22ZM79 83H80V81H79ZM85 83H88V82H85ZM85 83H83L84 85H83V87H82V91H84V90L88 87V86H85V85H87V84H85ZM185 83H183V84H185ZM193 83H195L194 80H193ZM206 83H207V82H206ZM206 83H205V84H206ZM209 83H210V82H209ZM209 83H208V84H209ZM258 83L261 84L260 82H258ZM258 83H257V87H258V89H259V86H260V85H259ZM8 84H9V83H8ZM179 84H180V83H179ZM188 84H189V83H188ZM208 84H206V86H207ZM241 84H242V86H243V83H241ZM245 84L247 85V83H245ZM248 84H249V83H248ZM253 84H254V83H253ZM43 85H44V83H42V82H41V83L37 82L36 88H37V91H38V92L42 90ZM50 85H51V84H50ZM189 85H190V84H189ZM191 85H192V83H191ZM210 85H211V83L209 84L208 88H209V87L211 88ZM237 85H238V84H237ZM239 85H240V84H239ZM239 85H238V86H239ZM246 85H245V88H247ZM5 86H6V84H5ZM7 86H8V85H7ZM21 86H22V85H21ZM32 86H33V85H32ZM44 86H45V85H44ZM46 86H47V85H46ZM203 86H204V85H203ZM206 86H205V87H206ZM213 86H214V85H213ZM235 86H236V85H235ZM240 86H241V85H240ZM251 86H252V85H250V87H251ZM253 86H254V85H253ZM261 86H262V84H261ZM10 87H12V85H11ZM27 87H28V85H27ZM29 87H30V85H29ZM48 87L50 88L49 83H48ZM48 87H47V88H48ZM93 87H94V86H93ZM93 87H92V88H93ZM180 87H181V86H179V88H180ZM190 87H191V86H190ZM192 87H193V86H192ZM194 87H195V86H194ZM214 87H215V86H214ZM214 87H213V88H214ZM257 87H255V88H257ZM4 88H5V87H4ZM7 88H8V87H7ZM55 88H56V87H55ZM88 88H89V87H88ZM201 88H202V87H201ZM206 88H207V87H206ZM213 88H212V89H213ZM215 88H216V87H215ZM248 88H249V87H248ZM248 88H247V89H248ZM255 88H251V89H249L248 91H247L246 89H244V90H246L247 92H250V91H251V93H252V91H254V92L256 93V95H257L256 97H259L260 95L257 94V93H260V91L264 90V85H263V87H261V88H263L262 90H261V88H260L259 90L257 89L259 92H258V91L256 92V91H255V90H256ZM2 89H3V87H0V90H2ZM76 89H77V88H76ZM80 89H81V87H80ZM90 89H91V87H90ZM98 89H97V90H98ZM175 89H176V88H175ZM203 89H204V88H203ZM212 89H211V90H212ZM252 89H253V90H252ZM30 90H31V89H30ZM30 90H29V91H30ZM56 90H57V88H56ZM77 90H78V89H77ZM91 90H92V89H91ZM93 90H94V89H93ZM116 90H117V89H116ZM120 90H121V89H120ZM190 90H191V89H190ZM190 90H189V91H190ZM209 90H210V89H209ZM213 90H214V89H213ZM218 90H219V89H218ZM82 91H80V92L83 93ZM99 91H100V90H99ZM185 91H186V90H185ZM187 91H188V89H187ZM191 91H192V90H191ZM203 91H204V90H203ZM13 92H14V91H13ZM26 92H28V91H26ZM38 92L35 93V94H39ZM48 92H49V91H48ZM89 92H90V91H89ZM89 92H88V94H89ZM96 92H97V91H95V94H96ZM117 92H118V91H117ZM117 92H116V93H117ZM195 92H196V89H195ZM262 92L264 93V91H262ZM262 92H261V93H262ZM24 93H25V91L23 92V96H25ZM93 93H94V91H93ZM97 93H98V92H97ZM116 93H115V94H116ZM185 93H186V92H185ZM185 93H184V94H185ZM187 93L189 94V92H187ZM187 93H186V94H187ZM251 93H250V94H251ZM255 93H254V96H255ZM263 93H262V94H263ZM20 94H21V92H20ZM26 94H28V93H26ZM47 94H48V93H47ZM186 94L184 95L185 97H186ZM199 94H200V93H197L196 95H199ZM31 95H32V94H31ZM31 95H29V96H30V98H28L29 100H30V99L32 100V99L35 97V95H33L32 98H31ZM40 95H41V94H40ZM45 95H46V94H45ZM98 95H100V94L98 93ZM48 96H49V95H48ZM51 96H52V95H51ZM89 96H90V94H89ZM102 96H103V95H102ZM116 96H117V95H116ZM180 96L183 97V92H182V95L180 94ZM187 96H188V95H187ZM199 96H200V95H199ZM220 96H221V95H220ZM254 96L252 95V97H254ZM26 97H27V96H26ZM54 97H55V95L53 94V97H52V98H54ZM77 97H78V96H77ZM86 97H87V95H86ZM110 97H111V96H110ZM117 97H118V96H117ZM182 97H181V98H182ZM189 97H190V96H189ZM191 97H192V96H191ZM262 97H264V95H262ZM40 98H42V97H40ZM44 98H45V97H44ZM114 98H115V97H114ZM197 98H199V97L197 96ZM216 98H217V97H216ZM23 99H24V98H23ZM42 99H43V98H42ZM42 99H41V100H42ZM47 99H51V97H49V98H47ZM108 99H109V98H108ZM112 99H113V96H112ZM112 99H111V100H112ZM179 99H180V97L178 98V101H179ZM188 99H190V98H188ZM213 99H214V98H213ZM259 99H260V98H259ZM41 100H37V101H36V103H37L36 105H37V106H35V107H36V108L38 107V109H39L38 111H40L41 109H43V107H44L45 105H47V104H46L47 102L45 101V99H44V101L42 100V102H41ZM86 100H87V99H86ZM86 100H85V101H86ZM186 100H187V99H186ZM190 100H191V99H190ZM200 100H201V99H200ZM217 100H218V99H217ZM49 101H50V100H49ZM53 101H54V100H53ZM53 101H52V102H53ZM85 101H84V102H85ZM100 101H101V97H100ZM100 101H98L99 104H100ZM116 101H117V98H116ZM187 101H188V100H187ZM191 101H192V100H191ZM195 101H197V100H194V102H195ZM252 101H253V100L251 99V104H249V107L252 108V110L250 109V110H251V111H250V112H251V117L249 116V120H248V119H244V115H241V116H240V117H241L240 120H241V122H246V121L248 122L246 128L243 129L244 131H247V130L250 129V133H251V132H254V128L257 130L256 132H258V135H257L258 138H257V136H255V137L259 140V143H260L261 145H263V147H264V113H263V114L261 113L262 115H261V114H258V109H259L258 107H259V105L262 106V103H263V102H262L261 104H259L258 107H256V106L254 107V101H253V103H252ZM260 101H261V100H260ZM24 102H25V101H24ZM26 102H27V101H26ZM43 102H44V103H43ZM52 102H51L50 104H53ZM67 102L69 103V101H67ZM102 102H103V101H102ZM102 102H101V103H102ZM172 102H173V100H172ZM174 102H175V101H174ZM184 102H185V101L182 99V101H180V105L185 104ZM194 102H192V103L194 104ZM210 102H211V101H210ZM29 103H30V102H29ZM85 103H86V102H85ZM104 103H105V102H104ZM106 103H107V105H108V101H107ZM109 103L111 104L110 101H109ZM112 103H113V102H112ZM117 103H118V102H117ZM169 103H170V102H169ZM177 103H178V102H177ZM187 103H188V102H187ZM197 103H198V102H197ZM197 103H195V104L198 105ZM216 103H217V102H216ZM255 103H256V102H255ZM259 103H260V102H259ZM30 104L33 105L34 103H30ZM65 104H66V105L62 106L63 109H64V108H67V103H65ZM69 104H70V103H69ZM69 104H68V107H70ZM82 104L84 105L83 101H82ZM172 104H173V103H172ZM199 104H200V103H199ZM201 104H202V103H201ZM201 104H200V105H201ZM203 104H204V103H203ZM203 104H202V106H203ZM210 104H211V103H209V105H210ZM213 104H214V103H213ZM257 104H258V103H257ZM24 105H27V104L24 103ZM34 105H35V104H34ZM100 105H101V104H100ZM100 105H99V106H100ZM102 105H103V103H102ZM102 105H101V106H102ZM116 105H117V104H116ZM255 105H256V104H255ZM84 106H85V105H84ZM97 106H98V105H97ZM99 106H98V107H99ZM191 106H192V105H191ZM191 106H190V107H191ZM252 106H253V107H252ZM263 106H264V103H263ZM263 106H262V107H263ZM1 107H2V106H1ZM30 107H32V106H30ZM103 107H104V108H103ZM106 107H108V106H106V105H103V106H102V109L99 110V115H97V116H98V119L95 120V121L98 120V123H97V124L99 125L98 128H101V126L104 125L103 122H106V121H104V120H106L107 118H109L108 116L106 117V114H105V113H106V110L108 109V108L106 109ZM118 107H120V106H118ZM187 107H188V105H187ZM27 108H29V107L27 106ZM54 108H55V107H54ZM54 108H53V110H54ZM92 108H94V107H92ZM92 108H91V109H92ZM169 108H170V107H169ZM196 108H197V107H196ZM198 108H200V107L198 106ZM25 109H26V107H25ZM96 109H97V107H96ZM96 109H95V113H97V110H98V109H97V110H96ZM99 109H100V107H99ZM192 109H193V108H192ZM263 109H264V108H263ZM48 110H49V109H48ZM175 110H176V109H175ZM180 110H182V109H180ZM188 110H189V108H188ZM62 111H63V110H62ZM80 111H81V110H80ZM80 111H79V112H80ZM170 111H171V110L169 109V112H170ZM172 111H173V110H172ZM208 111H209V110H208ZM73 112H74V111H73ZM75 112H76V111H75ZM84 112H85V110L83 111V113H84ZM116 112H117V113H116V115H117L119 112H118V111H116ZM121 112H122V111H121ZM123 112H124V111H123ZM175 112H176L177 115H178V112H179V111H175ZM182 112H183V111H182ZM182 112H181V114H182ZM211 112H212V111H211ZM211 112H210V113H211ZM40 113H42V112H40ZM59 113H60V112H59ZM76 113H77V112H76ZM183 113H184V112H183ZM188 113H189V112H188ZM190 113H192V112H190ZM32 114H33V113H32ZM35 114H39V113H36V112H35ZM35 114H34V115H35ZM47 114H48V113H47ZM53 114H54V112H53ZM61 114H62V113H61ZM80 114H82V113H80ZM92 114H93V109H92ZM179 114H180V113H179ZM193 114H194V113H193ZM208 114H209V112H208ZM40 115H41V114H40ZM75 115H76V114H75ZM82 115H83V114H82ZM82 115H81V116H82ZM89 115H91V114H89ZM172 115H173V114H172ZM174 115H175V114H174ZM209 115H210V114H209ZM209 115H207V117H209ZM55 116H56V118H55L56 120H60V119H57V114H55ZM61 116L63 117V114H62ZM76 116H77V115H76ZM93 116H94V115H93ZM175 116H176V115H175ZM178 116H180V115H178ZM178 116H176V117H178ZM185 116H188V115H185ZM52 117H53V115H52ZM82 117H83V116H82ZM84 117H85V114H84ZM114 117H115V116H114ZM114 117H113V119H114ZM116 117H117V116H116ZM152 117H153V116H152ZM182 117H183V116H182ZM188 117H189V116H188ZM190 117H191V116H190ZM190 117H189V118H190ZM210 117H211V116H210ZM25 118H26V117H25ZM40 118H41V117H40ZM59 118H60V117H59ZM71 118H72V117H71ZM73 118H75V117H73ZM73 118H72V119H73ZM96 118H97V117H96ZM110 118H111V119H110ZM110 118H109V119L112 121V120H113L112 117H110ZM119 118H120V115H119ZM147 118H148V117H147ZM150 118H151V117H150ZM165 118H166V117H165ZM179 118H180V117H179ZM179 118H176V119L178 120ZM31 119H34V118L32 117ZM49 119H50V118H49ZM72 119H71V120H72ZM77 119H78V118H77ZM86 119H87V118H86ZM86 119H85V120H86ZM90 119H91V118H90ZM109 119H107V120H109ZM117 119H118V118H117ZM173 119H174V118H173ZM205 119H206V118H205ZM207 119H208V118H207ZM16 120H17V119H16ZM26 120H27V119H26ZM39 120H40V119H39ZM62 120H64V117H63ZM69 120H70V118H69ZM69 120H68V121H69ZM73 120H74V119H73ZM78 120H81V118L78 119ZM110 120H109V121H110ZM148 120H150V119H148ZM169 120H170V119H169ZM183 120H184V122H185V119H183ZM183 120H182V122H183ZM45 121H46V119H45ZM64 121H65V120H64ZM175 121H176V120H175ZM43 122H44V121H43ZM55 122H56V121H55ZM85 122H86V121H85ZM87 122H88V121H87ZM180 122H181V121H180ZM182 122H181V123H182ZM24 123H25V122H24ZM26 123H27V121H26ZM74 123H75V122H74ZM79 123H80V125H81V122H79ZM79 123H78V124H79ZM92 123H94V121H93ZM95 123H96V122H95ZM171 123H172V122H171ZM174 123H175V122H174ZM176 123H179V122L176 121ZM181 123H180V125H181ZM46 124H47V122H46ZM56 124H61V122H57ZM62 124H63V123H62ZM62 124H61V125H62ZM78 124H75V125H78ZM82 124H83V123H82ZM85 124H87V123H85ZM102 124H103V125H102ZM257 124H258V125H257ZM34 125H35V124H34ZM34 125H33V126H34ZM51 125H52V124H51ZM66 125H67V124H66ZM66 125H65V126H66ZM71 125H72V127H73V124H71ZM80 125H79V126H80ZM89 125H90V124H89ZM95 125H96V124H95ZM178 125H179V124H178ZM23 126H24L23 123H22V122L20 123V121L14 123V124H12V126H10L8 129L5 128L6 130H3V131L0 132V138H5V137H7V136H9V135H10V137H11V136L13 135L12 133L15 134V131H19V130L22 131L21 129L23 128ZM63 126H64V124H63ZM83 126H84V125H83ZM255 126H257V127H255ZM36 127H37V125H36ZM38 127H39V124H38ZM48 127H50V126H48ZM51 127H52V126H51ZM51 127H50L48 130L54 128V127H52V128H51ZM55 127H57V126L55 125ZM60 127H61V126H60ZM81 127H82V126H81ZM179 127H181V126H179ZM240 127H241V123L239 122L238 128L235 129L236 132L234 133L235 136L233 135V136H234V139H233V140H236V137L239 136V134H242L243 130L241 129L240 131H242V132H240V131H239ZM2 128H3V127H2ZM78 128H79V127H78ZM103 128H104V127H102V129H103ZM3 129H4V128H3ZM61 129H62V128H61ZM71 129H72V128H71ZM167 129H168V128H167ZM167 129H166V130H167ZM173 129H174V128H173ZM52 130H53V131H52ZM52 130H51V132H53V133L56 132V131H55V128L52 129ZM75 130H76V129H75ZM77 130H78V129H77ZM96 130H97V128H96ZM32 131H33V130H32ZM40 131H43V129L40 130ZM80 131H81V130H80ZM98 131H99V129H98ZM11 132H12V133H11ZM29 132H30V131H29ZM74 132H75V131H74ZM74 132H73V133H74ZM77 132H78V131H77ZM100 132H103V130L101 131V129H100ZM239 132H240V133H239ZM10 133H11L12 135H11ZM19 133H20V132H19ZM23 133H24V132H23ZM30 133H31V132H30ZM35 133L37 134V133H39V132H35ZM35 133L32 134V135L35 136ZM40 133H41V132H40ZM40 133H39V134H40ZM53 133H51V134H53ZM80 133L82 134L83 132H80ZM27 134H29V133H27ZM100 134H101V133H100ZM100 134H98V135H100ZM24 135H25V134H24ZM83 135H84V133H83ZM165 135H166V134H165ZM176 135H177V134H176ZM251 135H252V134H247V133H245V136H246L247 138H248V136H251ZM38 136H39V135H38ZM102 136H103V135H102ZM36 137H37V136H36ZM97 137H98V136H97ZM99 137H100V136H99ZM99 137H98V139L101 141L102 138L100 139ZM239 137H240V136H239ZM253 137H254V136H253ZM7 138H9V137H7ZM83 138H84V137H83ZM86 138H87V137H86ZM103 138H104V137H103ZM232 138H233V137H232ZM247 138H245V139L243 138V139L239 142L240 145L238 144L239 147H237L236 149H234V151L238 150V152H240V150H239L238 148L243 147V146L245 145V143L247 142V141H246ZM248 139H249V138H248ZM250 139H251V137H250ZM87 140H88V139H87ZM99 140H98V141H99ZM167 140H168V139H167ZM233 140H232V141H233ZM237 140H239V139H237ZM237 140H236V141H237ZM40 141H41V140H40ZM84 141H85V140H84ZM88 141H89V140H88ZM88 141H87V142H88ZM100 141H99V143L97 142L99 145H100ZM233 142H234V141H233ZM233 142H232V143H233ZM97 143H95V144H97ZM235 143H236V142H235ZM238 145H237V146H238ZM96 146H97V149H98L99 146H98V145H96ZM233 146H235V145H233ZM95 149H96V148H95ZM240 149H241V148H240ZM242 150L244 151V149H242ZM262 150H264V149H259V151H260V152H259V153H260V154H259L260 157L262 156V154H264V153H262ZM93 153H94L95 155L97 154V153L94 152V151H93ZM93 153H92V156H94ZM234 153L237 154V152H234ZM236 154H234V156H235ZM259 155H258V157H259ZM234 156H233V158H234ZM236 156H237V155H236ZM250 158H251V157H247V159L250 160V161H249V163H247L246 165H245V161H241L240 163H238V168H237L235 174H233V175H234L233 181L231 180V183H232V184L229 186L230 190L227 191V192H230V191L233 192V191H235V190H237V189H239V188H240L239 190L242 191L241 194L244 193V192H246L245 190H247V189L243 190L244 187H242V186H243L242 184H244V182L246 181V180L244 181L245 178H248V177H249V178H252V176H253V180H254L255 182L253 181L254 183H251V182H252V181H251L252 179H251V180H250V181H251L250 183L252 184L251 186L253 187L254 185H256V183H257V182H256V178H257V177L255 178V177H254V174L256 173L255 175L257 176L258 173L254 171V167H255L254 161H255V159H254V158L250 159ZM235 159H236V158H234V160H235ZM229 160H230V159H229ZM235 161H237V160H235ZM227 163H229V162H227ZM227 163H226V164H227ZM224 164H225V162H224ZM226 164H225V165L222 164V165H223V166H226ZM220 166H221V165H219V167H220ZM229 167H231V166L228 164V165L226 166L227 169L225 168L226 170H225L223 167H222L223 169H221V170H225V172L227 171L228 173H230L228 170H231V168H229ZM228 168H229V169H228ZM151 169H152V168H151ZM108 170H109V169H108ZM105 171H106V173H108L107 170H105ZM152 172H153V171H152ZM163 172H164V171H163ZM155 173H156V172H155ZM222 173H223V171H222ZM228 173H226V174L223 173V174H224V175H228ZM162 174H164V173H162ZM167 174H168V173H167ZM223 174H222V177H223ZM107 175H108V174H106L105 178H107ZM157 175H159V174H157ZM157 175H156V176H157ZM229 175H230V174H229ZM229 175H228V178H229ZM159 177H160V176H159ZM161 177H162V175H161ZM226 177H227V176H226ZM226 177H225V178H226ZM228 178H227V179H228ZM147 179H148V178H147ZM166 179H167V178H166ZM218 179H219V180H218L219 182H217V183H218V184L220 183V185H221L222 183H221L220 180H222V178L220 179V176H219ZM238 179H240V180L238 181ZM144 180H145V179H144ZM163 180H164V178L162 179V181H163ZM168 180H169V179H168ZM106 181H107V179H106ZM225 181H226V180H225ZM225 181H222V182H225ZM236 181H238V183H236ZM240 181H241V182H240ZM243 181H244V182H243ZM248 181H249V180H248ZM141 182H143V181H141ZM147 182H148V180H147ZM163 182H164V181H163ZM234 182H235L236 184H234ZM239 182H240V184H239ZM242 182H243V183H242ZM138 183H139V182H138ZM150 183H151V181H150ZM156 183H157V182H156ZM248 183H249V182H248ZM250 183H249V184H250ZM147 184H148V183H147ZM151 184H152V183H151ZM151 184H150V185H151ZM153 184H154V183H153ZM153 184H152V186H153ZM157 184H158V183H157ZM157 184H155V185H157ZM224 184L226 185V183H224ZM227 184H228V183H227ZM246 184H247V183H245L244 185L246 186ZM249 184H248V185H249ZM164 185H165V184H164ZM239 185H242V186H241L242 188H241ZM263 185H264V184H263ZM263 185H262V186H263ZM142 186H143V185H142ZM157 186H158V185H157ZM149 187H150V186H149ZM158 187H160V185H159ZM168 187H169V186H168ZM219 187H220V186H219ZM222 187H223V186H222ZM224 187H225V186H224ZM252 187H251V188H252ZM156 188H157V187H156ZM164 188H165V187H164ZM220 188H221V187H220ZM220 188H219V190H220ZM225 188H226V187H225ZM229 188H228V189H229ZM154 189H155V188H154ZM154 189H153V190H154ZM221 189H223V188H221ZM226 189H227V188H226ZM228 189H227V190H228ZM241 189H242V190H241ZM167 190H168V189H167ZM167 190H166V191H167ZM167 192H169V191H167ZM231 192H230V193H231ZM156 193H157V192H156ZM165 193H166V192H165ZM169 193H170V192H169ZM221 194H222V192H221ZM160 195H161V194H160ZM158 197H159V196H158ZM160 197H161V196H160ZM221 197H222V196H221ZM221 197H220V198H221ZM223 198H224V196H223ZM136 199H137V198H136ZM221 199H222V198H221ZM221 199H220V202H221ZM147 200H148V198H147ZM135 201H136V200H135ZM148 201H150V200H148ZM153 201H154V200H153ZM222 201H223V199H222ZM227 202H228V201H227ZM242 202H243V201H242ZM238 203H239V201H238ZM145 204H146V202H145ZM148 204L150 205V202H148L146 205H148ZM222 204H223V203H222ZM236 204H237V202H236ZM239 205H241V203H240ZM242 205H243V203H242ZM242 205H241V206H242ZM220 206H221V205H220ZM222 206H223V205H222ZM237 206H238V205H237ZM241 206H240L241 210H243V212H245L244 209H242ZM244 206H245V205H244ZM145 207H146V206H145ZM152 207H153V206H152ZM230 207H231V206H230ZM232 207H233V206H232ZM148 208H149V207H148ZM153 208H154V207H153ZM220 208H221V207H220ZM237 208H238V207H237ZM237 208H236V205H235V208L233 207V208H231V209H232L233 211H236ZM145 209H146V208H145ZM214 209H215V207H214ZM235 209H236V210H235ZM146 210L148 211V209H146ZM146 210H145V211L143 210V213H147ZM149 211H150V209H149ZM149 211H148V213L146 214V216H148V214H151L152 211H153V209H152V211H150L151 213H149ZM156 211H157V210H156ZM209 211H210V213H212V215L215 214V213L213 214V212H214L213 210L210 209ZM211 211H212V212H211ZM217 211H218V210H217ZM109 212H110V211H109ZM153 212H154V211H153ZM218 212H219V211H218ZM243 212L240 211L241 214H242ZM263 212H264V209H263ZM141 213H142V212H141ZM141 213H139V214H141ZM143 213H142V215H140V216H143V215H144ZM208 213H209V212H208ZM225 213H226V212H225ZM225 213H223V214L225 215ZM232 213H235V212H232ZM232 213L230 212L231 215L228 217L229 214H227L226 217L231 218ZM236 213L238 214L239 212L236 211ZM240 213L238 214L239 217H241ZM261 213H262V212H261ZM109 214H110V213H109ZM116 214H117V213H116ZM157 214H158V212H157ZM216 214L219 215L220 213H216ZM216 214L214 215V217L216 216ZM111 215H112V214H110V216H111ZM113 215H114V214H113ZM152 215H154V213H153ZM220 215H221V214H220ZM234 215H235V214H234ZM238 215H237V217H238ZM100 216H101V215H100ZM100 216H99V217H100ZM114 216H115V215H114ZM136 216H137V215H136ZM136 216H134L133 218L135 219V218L138 217V216H137V217H136ZM235 216H236V215H235ZM259 216H261V214L258 212V217H259ZM143 217L145 218V216H143ZM149 217H150V216H149ZM152 217H153V216H152ZM152 217H150V218H148V219H151ZM209 217H211V216H209ZM217 217H218V216H217ZM219 217H221V216H219ZM232 217H233V216H232ZM212 218H213V217H212ZM97 219H98V218H97ZM97 219H96V220H97ZM130 219H131V218H130ZM139 219H140V218H139ZM142 219H143V218H142ZM206 219H207V218H206ZM255 219H256V218H255ZM99 220H101V219H99ZM131 220H132V219H131ZM131 220H130V222L132 223ZM151 220H152V219H151ZM153 220H155V217H153ZM233 220H234V217L231 219V221L233 222ZM258 220L261 221V219H258ZM258 220H257V221H258ZM89 221H90V220H89ZM115 221H116V219H115ZM133 221H135V220H133ZM136 221H137V219H136ZM140 221H141V223L143 224V220L140 219ZM218 221H220V220H218ZM227 221H230V219L227 220ZM234 221H235V220H234ZM249 221H251V220H249ZM249 221H247L246 223H250ZM255 221H256V220H255ZM257 221H256V222H257ZM260 221H259V222H260ZM116 222H117V221H116ZM138 222H139V220L137 221V223H138ZM145 222H146V220H145ZM207 222L209 223V222H211V220H210V221L207 220ZM224 222H225V220H224ZM90 223H91V221H90ZM90 223H88V226H89ZM93 223H94V222H93ZM95 223H96V222H95ZM97 223H98V222H97ZM100 223H101V222H100ZM134 223H136V222H134ZM139 223H140V222H139ZM139 223H138V224H139ZM215 223H216V222H215ZM222 223H223V220H222V222H220V224H222ZM227 223H228V222H227ZM257 223H258V222H257ZM261 223L263 224V222H261ZM261 223H260V224H261ZM2 224H3V223H2ZM206 224H207V223H205V225H206ZM209 224H210V223H209ZM217 224H218V222H217ZM94 225H95V224H94ZM94 225H93V228H95ZM132 225H133V224H132ZM132 225L130 224V226H132ZM214 225H216V224H214ZM244 225H245V224H244ZM133 226H135V225H133ZM223 226H225V225H223ZM227 226H228V225H227ZM258 226H259V228H260L261 225H258ZM263 226H264V225H263ZM89 227H91V225H90ZM127 227H128V225H127ZM127 227H126V228H127ZM243 227H244V226H243ZM248 227H249V228H248ZM255 227H256V225H254V222H252L251 224H249V226L246 224V228H240V229H243L242 232H241L240 229H239V231H240L241 233L238 232L239 235L236 236L237 238H236V240H235L234 242H233V240H234L233 237L230 238V239H232V241L229 240L230 243H227L228 239H227V241L224 240V242H225L224 246H226L225 249H226V253H227V255H228L227 257H229V262L232 261V264H243V262L248 263V260H247L248 258L245 257V258H246L245 261H242V260H244V255H246L245 253H248V252H250V251L252 250V246H253V248L256 247L254 244L257 242L256 239L259 238V237L257 238V235L260 234V231L258 232L259 234L257 233V235L254 237L255 239L253 238L254 242H253V244H250V245H252V246L249 247V246L247 245L248 247L246 248V244H247L246 242H247V239H250V238H249V234H248L247 232H249V233H250V236H251V230H252V231L255 230V229H256ZM97 228H98V227H97ZM137 228H138V227L136 226L135 229H134V233H135V234L133 233L134 235H137V234H136ZM146 228H147V227H146ZM148 228H149V227H148ZM148 228H147V229H148ZM214 228H215V227H214ZM218 228H220V227H218ZM253 228H254V229H253ZM132 229H133V227H132ZM221 229H222V228H221ZM221 229H220V231L223 230V229H222V230H221ZM225 229H226V228H225ZM257 229H258V228H257ZM94 230H95V229H94ZM128 230H129V228H128ZM130 231H131V229H130ZM140 231H141V230H140ZM220 231H219V233H221ZM263 231H264V230H263ZM90 232H91V231H90ZM126 232H127V229H126ZM212 232H213V231H212ZM214 232H215V234H216V232H218V229H217L216 231L214 230ZM255 232H256V231H255ZM255 232H254V233H255ZM85 233H87V232L85 231ZM92 233H93V235H96V233H97V229H96V233L92 230V232H91L89 235L91 236ZM137 233H140V234H141L142 232H138V231H137ZM126 234H127V233H126ZM126 234H125V235H126ZM146 234H147V233H146ZM236 234H237V233H236ZM129 235L131 236V234H129ZM217 235H218V234H217ZM217 235H215V236H217ZM127 236H128V235H127ZM140 236H141V235H140ZM215 236H214V237H215ZM231 236H232V235H231ZM234 236H235V235H234ZM260 236H261V235H260ZM262 236H263L262 239H264V232L262 233ZM262 236H261V237H262ZM125 237H126V236H125ZM123 238H124V237H123ZM138 238H139V237H138ZM124 239H125V238H124ZM90 240L92 241V239H90ZM93 240H94V239H93ZM125 240H128V241H129L130 239H129L128 237H126ZM137 240H138V239H137ZM137 240H136V241H137ZM120 241H122V240H120ZM120 241H119V242H120ZM134 241H135V239H134V240H131V241L129 242L130 244L127 243V245L124 246V249L129 248V247H130V248L132 247V249H134V247H133L134 245L131 246L132 244H134V243H133ZM248 242H249V241H248ZM89 243L91 244L90 241H89ZM92 243H93V241H92ZM131 243H132V244H131ZM147 243H148V242H147ZM166 243H167V241H166ZM167 245H168V244H167ZM172 245H173V244H172ZM122 246H123V245H122ZM222 246H223V244H222ZM162 247H163V246H162ZM164 247H166V246H164ZM164 247H163V248H164ZM258 247H259V245L257 246V250L259 249ZM114 248H116V245L114 246ZM119 248H120V247H119ZM130 248H129V249H130ZM159 248H160V247H159ZM167 248H168V247H167ZM244 248H245V249H244ZM161 249H162V248H161ZM249 249H250V250H249ZM120 250H121V248H120ZM122 250H123V249H122ZM122 250H121V252H122V254H123V251H122ZM167 250H168V249H166V252L164 251V252H165V255L168 254ZM185 250H186V249H185ZM117 251H119V250H117ZM131 251H132V250H131ZM158 251H159V250H158ZM222 251L225 252V251H224V248L222 249ZM247 251H248V252H247ZM253 251H254V250H253ZM110 252H111V251H110ZM112 252H113V249H112ZM114 252H115V251H114ZM124 252H125V250H124ZM128 252H129V251H128ZM161 252H163V249L161 250ZM184 252H185V251H184ZM251 252H252V251H251ZM254 252H255V251H254ZM107 253H108V252H107ZM130 253H131V252H130ZM156 253H157V252H156ZM166 253H167V254H166ZM182 253H183V251H182ZM219 253H220V252H219ZM219 253H218V255H219ZM110 254H111V253H110ZM116 254H118V253H116ZM120 254H121V253H120ZM124 254H125V253H124ZM128 254H129V253H128ZM128 254H127V249H126V254H125L126 257H127ZM162 254H163V253H162ZM177 254H178V253H177ZM185 254H186V253H185ZM125 255H124V256L122 255V257L124 258ZM129 255H130V254H129ZM168 255H169V254H168ZM168 255H167V256H168ZM179 255H181V254H179ZM218 255H217V259H218ZM247 255H249V254H247ZM108 256H109V254H108ZM155 256H156V255H155ZM158 256H159V255H158ZM167 256H166V257H167ZM182 256H183V258H184V253H183ZM182 256H181V257H182ZM253 256H254V260H253V259H252L253 261L251 260V264H255V261L257 260L256 255L254 254ZM128 257H129V256H128ZM156 257H157V256H156ZM160 257H161V256H160ZM163 257H165V256H163ZM163 257H162V258H163ZM154 258H155V257H153L152 261L154 260V261H155L154 264H156L157 260L154 259ZM157 258H158V257H157ZM174 258H175V257H174ZM179 258H180V257H179ZM223 258H224V257H222V259H223ZM177 259H178V258H177ZM180 259H181V258H180ZM180 259H178V261H180ZM125 260H126V258H125ZM168 260H169V259H168ZM168 260H167V261H168ZM224 260H225V258H224ZM167 261H166V264H167ZM174 261H175V260H174ZM219 261H221V259H219ZM161 262H163V261H161ZM164 262H165V261H164ZM176 262H177V260H176ZM176 262H175V264H176ZM214 262L217 263V264L219 263L218 261H214ZM214 262H213V264H214ZM222 262H223V260H222ZM222 262H221V263H222ZM229 262H227V264H228ZM180 263H181V262H180ZM180 263H178V264H180ZM223 263H225V262H223ZM223 263H222V264H223ZM117 264H123V263L120 262V263H117ZM172 264H173V263H172Z\"/></svg>","mask_w":264,"mask_h":264}]
</instances>
